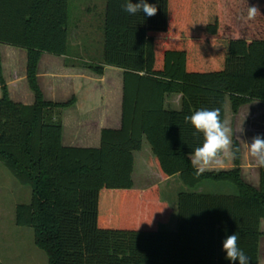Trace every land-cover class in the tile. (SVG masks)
<instances>
[{
	"label": "trees",
	"instance_id": "obj_1",
	"mask_svg": "<svg viewBox=\"0 0 264 264\" xmlns=\"http://www.w3.org/2000/svg\"><path fill=\"white\" fill-rule=\"evenodd\" d=\"M125 2L107 0L103 59L89 66L99 75L106 65L124 69L122 126L103 129L99 147H72L63 144V111L74 100H46L38 80L44 52L68 53L69 0H0V44L28 50L36 96L11 99L0 52V161L33 191L16 207L17 224L35 229L51 264H238L223 250L234 233L259 264L264 167L260 188L247 184L235 140L233 169L197 176L189 154L203 135L184 118L218 108L225 120L228 97L235 113L264 102V0H147L158 9L151 17L125 12ZM252 5L261 14L248 20ZM174 94L179 110L166 106ZM145 137L159 171L190 188L178 195L174 232L161 230L173 215L161 185L135 187ZM205 183L236 192H197Z\"/></svg>",
	"mask_w": 264,
	"mask_h": 264
},
{
	"label": "crops",
	"instance_id": "obj_2",
	"mask_svg": "<svg viewBox=\"0 0 264 264\" xmlns=\"http://www.w3.org/2000/svg\"><path fill=\"white\" fill-rule=\"evenodd\" d=\"M132 1L134 3L140 2V0ZM106 4L107 0H74L71 12L69 6L68 53L56 55L44 52L39 61L38 80L45 99L60 103L74 100V103L63 111V144L65 146L99 147L101 145L103 129H118L122 126L124 69L106 65L104 74L99 75L89 67L91 64L100 63L103 59ZM0 52L3 77L8 85L11 99L14 102L34 104L36 96L28 80V50L12 45L0 44ZM2 97L3 90L0 82V98ZM181 105V94H174L166 99L167 107L179 110ZM259 108L264 109V102L253 101L252 103L243 105L239 110V114L245 111V117L251 116L254 110ZM252 129H255L259 133V136L264 137V125L255 128L252 126ZM258 133L255 135L252 131L251 137H248L242 131L238 133L236 139L241 147L243 179L247 184L255 188H260L261 185L260 166L248 156L246 143H251L252 138L257 136ZM145 139L147 138L145 137ZM150 149L152 151L151 146ZM141 150L134 153L135 169L133 180L135 187L143 190L154 184L148 186L136 184L135 180L139 163L141 161L143 164L145 163V155H140ZM137 153L139 154L137 155ZM150 156L156 164L155 157L151 152ZM137 159L138 165L136 166ZM228 163L231 165L230 168L225 167L221 170H231L235 167L233 160ZM156 167H158L157 164ZM158 173L166 182L179 176L166 177L159 169ZM218 184L220 186L215 185V183H205L196 191L220 194L236 192V189L229 183ZM181 191L177 194V209L178 195ZM168 202L170 203V201ZM170 205L174 213V206L171 203ZM263 224L264 220L262 221V226ZM177 228L178 216L176 224L172 222L171 218L168 223L161 225V230L169 232H174Z\"/></svg>",
	"mask_w": 264,
	"mask_h": 264
},
{
	"label": "rangeland",
	"instance_id": "obj_3",
	"mask_svg": "<svg viewBox=\"0 0 264 264\" xmlns=\"http://www.w3.org/2000/svg\"><path fill=\"white\" fill-rule=\"evenodd\" d=\"M73 5L74 0H69L70 12ZM244 114L245 111L240 114L234 112L231 99L228 97L225 120L230 122L233 131V143L237 139L238 133H241V127L244 135L249 137L252 135V131L255 135L258 133L252 129V126L255 128L264 125V109H255L251 114L252 117L250 115L245 117ZM142 148L140 155H145V163L139 161L136 184L139 186L160 184L163 198L170 201L174 206L172 222L176 224L178 216L177 194L182 189L190 188L183 184L179 176L169 182L164 181L159 176L158 167L150 156V152L153 153L147 139L144 140ZM230 166V163H227L226 167L230 168ZM215 185L220 186L218 183ZM32 196V187L22 184L11 170L0 161V264H51L48 253L36 243L35 229L19 226L16 222L17 205L30 203ZM262 228L264 231V224ZM260 264H264V235L260 242Z\"/></svg>",
	"mask_w": 264,
	"mask_h": 264
},
{
	"label": "clouds",
	"instance_id": "obj_4",
	"mask_svg": "<svg viewBox=\"0 0 264 264\" xmlns=\"http://www.w3.org/2000/svg\"><path fill=\"white\" fill-rule=\"evenodd\" d=\"M125 12L135 15L143 12L151 17L156 15L157 6L149 4L146 0L139 3H132L126 0L122 5ZM260 9L256 5L248 6L247 19L254 20ZM185 122H190L196 130L193 134L202 133V145L196 147L194 152L189 154V160L196 170V175L200 176L208 171H219L227 166L236 157L233 149V131L228 120L221 119L220 109H200L193 112L190 116H185ZM243 131L241 127L240 132ZM247 144V154L256 164L264 167V137L259 135L252 138L251 143ZM223 250L226 252V259L238 262V264H249L248 257L238 246V236L236 233L228 235L223 241Z\"/></svg>",
	"mask_w": 264,
	"mask_h": 264
}]
</instances>
